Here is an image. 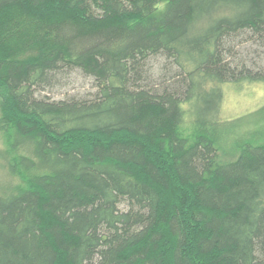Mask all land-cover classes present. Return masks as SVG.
Segmentation results:
<instances>
[{
	"label": "trees",
	"instance_id": "trees-1",
	"mask_svg": "<svg viewBox=\"0 0 264 264\" xmlns=\"http://www.w3.org/2000/svg\"><path fill=\"white\" fill-rule=\"evenodd\" d=\"M239 38L264 0H0V264H264V124L219 118L264 86ZM73 70L89 98L39 97Z\"/></svg>",
	"mask_w": 264,
	"mask_h": 264
},
{
	"label": "rangeland",
	"instance_id": "rangeland-1",
	"mask_svg": "<svg viewBox=\"0 0 264 264\" xmlns=\"http://www.w3.org/2000/svg\"><path fill=\"white\" fill-rule=\"evenodd\" d=\"M234 53L239 64L242 62L250 68L264 69V42L239 38L236 40ZM164 64L166 60L163 57L148 60L146 68L149 74H156L154 81L158 82L159 77L164 74L161 71ZM57 81L53 86L46 87L41 92L39 90V97L50 100L89 98L95 91L94 80L84 76L79 70L68 71L58 76ZM224 90L219 118L233 124L231 134L261 128L264 124V86L258 83H244L241 86L232 84L225 86ZM231 139L232 136L229 137ZM2 148L0 136V150Z\"/></svg>",
	"mask_w": 264,
	"mask_h": 264
}]
</instances>
